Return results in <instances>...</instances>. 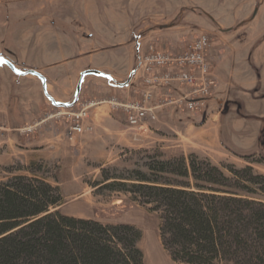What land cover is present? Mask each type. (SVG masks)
<instances>
[{
	"label": "crops",
	"instance_id": "crops-1",
	"mask_svg": "<svg viewBox=\"0 0 264 264\" xmlns=\"http://www.w3.org/2000/svg\"><path fill=\"white\" fill-rule=\"evenodd\" d=\"M45 1L47 14L44 5L39 4L36 14L25 22L29 25L9 27V18L5 20V40L19 36L14 48L21 63L13 62L11 54L6 57L13 68L0 61V125L7 128L0 132V163H20L22 168L17 171L24 173L34 163L47 166L57 158L58 152L69 147L65 131L68 127L57 128V123L52 118L46 120L45 114L79 109L84 103H97L111 96L136 100L145 88L137 70L143 43L142 37L134 36L135 23L139 21L135 3ZM260 35L222 48L224 59L212 48V93L204 107L199 111L176 105L159 108L158 122L161 119L166 123L173 117L181 119L183 112L188 117L196 116L206 109L209 119L206 129L203 126L200 132H205L206 139L210 136L214 147L225 151L222 142L245 154L263 155L264 40ZM87 71L99 74H85ZM162 91L155 90L152 103H156ZM177 93L180 92L175 90L174 95ZM89 112L94 124L125 120L123 113L111 110L106 104L93 105ZM39 121L43 122L36 131L27 139L20 138L17 128ZM154 123L147 122V127ZM203 141L207 142L205 138ZM262 164V161L258 163ZM58 209L62 212L61 206ZM156 251L159 264H175L159 238Z\"/></svg>",
	"mask_w": 264,
	"mask_h": 264
},
{
	"label": "rangeland",
	"instance_id": "rangeland-1",
	"mask_svg": "<svg viewBox=\"0 0 264 264\" xmlns=\"http://www.w3.org/2000/svg\"><path fill=\"white\" fill-rule=\"evenodd\" d=\"M128 1L135 3L137 8L136 14L139 21L135 23L134 36L142 37V56L152 51L181 53L189 48L196 37L206 34L210 39L207 56L213 66L214 62L210 57L212 48H215L218 54L221 53V58L224 59L225 54L222 48L229 47L231 43L234 44L236 41L241 43L247 40V37H257L259 34L262 37L258 39L264 40V33H261L264 31V0ZM39 4L44 5L46 15L45 0H0V57L7 59L6 56L11 54V57L15 59L13 62L21 63L17 59L18 55L14 48L19 36L17 39L5 40L4 31L7 27L5 20L6 17L9 18V27L12 24L29 25L25 22H28L30 16L36 14L35 8L37 6L39 8ZM3 44L5 47H2ZM139 73V78L145 87L144 76L141 71ZM212 76L211 70V79ZM172 89L174 93L175 90L182 92L179 86ZM144 90L146 87L142 89V92ZM180 93L174 95V98ZM119 100L132 101L120 98ZM57 111L47 114H55ZM206 111L204 109L192 117H188V114L183 112L181 119L180 117L168 118L169 121L166 123H163L161 119L158 122L157 117L156 121H152L155 123L151 124L150 128L146 125L141 129H131L126 120L122 119L119 122L110 120L105 121L104 124H94L88 109L84 123L92 125L91 131L75 134L71 139L66 133L69 147L64 152H58L57 158L47 166L34 163L27 166L28 170L24 173L17 171L22 168L20 163L14 162L11 165L0 163V182H6L17 175L44 179L59 189L62 196L61 213L76 218L96 220L102 224H129L140 229L141 238L138 247L143 253L142 264H159L156 250L158 238L160 240V213L149 211L150 205L138 204L128 193L107 188L105 184L111 180L101 182L107 176L128 178L135 176L136 172L147 175L150 174V164L174 160L180 156L186 159L191 156L199 163L220 168L228 178L231 177L226 169L228 166L243 170L248 165L253 168L255 174L264 176V173H261L264 171V164L258 165L260 162L257 161L260 157L253 155L247 160L237 156L245 154L244 152L226 147L221 142L226 148L224 151L220 147H214L209 141L210 136L206 139L205 132H200L203 126L206 129L205 125L209 119ZM52 119L57 123V128H65L64 126L68 127L70 124L67 118ZM184 121L187 123L184 124ZM16 132L21 139H27L30 136V133ZM204 138L207 142L203 141ZM32 171L37 173L33 175ZM157 176L162 179L186 180L190 184L194 182L192 177L182 179L166 173H158ZM226 185L231 189H237L235 179H230ZM214 187L221 188L217 185ZM255 188L264 190V183L258 186L250 185V190L254 191ZM249 195L264 202L262 193Z\"/></svg>",
	"mask_w": 264,
	"mask_h": 264
},
{
	"label": "trees",
	"instance_id": "trees-1",
	"mask_svg": "<svg viewBox=\"0 0 264 264\" xmlns=\"http://www.w3.org/2000/svg\"><path fill=\"white\" fill-rule=\"evenodd\" d=\"M226 169L230 178L220 168L180 156L150 164V174L107 176L101 183L111 180L107 188L160 213L161 244L174 262L264 264V202L249 195L264 194L263 188L250 190L264 183V176L248 165ZM158 173L194 182L162 179ZM230 179L237 189L226 185ZM61 201L57 186L36 176L0 182V264H142L140 229L64 215Z\"/></svg>",
	"mask_w": 264,
	"mask_h": 264
},
{
	"label": "built area",
	"instance_id": "built-area-1",
	"mask_svg": "<svg viewBox=\"0 0 264 264\" xmlns=\"http://www.w3.org/2000/svg\"><path fill=\"white\" fill-rule=\"evenodd\" d=\"M209 45V37L200 34L189 48L181 53L152 51L142 56L137 69L144 76L146 90L139 99L123 102L119 98L111 97L97 103H84L77 110H58L55 114L46 115V120L67 118L70 122L67 137L71 139L75 134L92 130V125L85 124L84 120L88 109L97 104H106L111 110L122 112L131 129H141L147 122L156 121L158 109L168 105L183 106L191 111L201 109L211 95V63L207 56ZM176 86L181 87L182 92L174 98L172 88ZM159 89L163 91L156 103H152L154 92ZM43 121L27 124L16 130L21 134H31ZM5 129V126L0 125V132Z\"/></svg>",
	"mask_w": 264,
	"mask_h": 264
},
{
	"label": "water",
	"instance_id": "water-1",
	"mask_svg": "<svg viewBox=\"0 0 264 264\" xmlns=\"http://www.w3.org/2000/svg\"><path fill=\"white\" fill-rule=\"evenodd\" d=\"M0 61L4 62L6 65H8V66H10L11 68H13L12 63H11L10 61H8L7 59H5V58H0ZM88 73H90V74H99V72H95V71H87V72H85V74H88ZM78 91H79V86H78V88H77V92H78Z\"/></svg>",
	"mask_w": 264,
	"mask_h": 264
}]
</instances>
